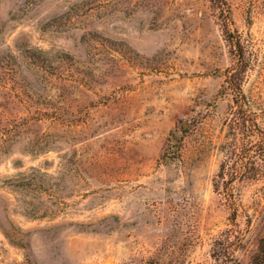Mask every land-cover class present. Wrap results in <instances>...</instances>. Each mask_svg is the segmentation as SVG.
Segmentation results:
<instances>
[{"label":"rangeland","instance_id":"374dc122","mask_svg":"<svg viewBox=\"0 0 264 264\" xmlns=\"http://www.w3.org/2000/svg\"><path fill=\"white\" fill-rule=\"evenodd\" d=\"M226 2L239 49L209 0H0V264H250L264 145L225 75L264 133V0Z\"/></svg>","mask_w":264,"mask_h":264},{"label":"trees","instance_id":"16d2710c","mask_svg":"<svg viewBox=\"0 0 264 264\" xmlns=\"http://www.w3.org/2000/svg\"><path fill=\"white\" fill-rule=\"evenodd\" d=\"M211 3V6L214 10H216L218 19L220 20V25L223 28V32L225 33L226 36L230 37L228 38V41H230V45L233 47L236 46L238 49L240 48V42L238 38H235L233 40V36L230 32V29L228 27V24L230 22L229 18V7L226 2V0H209ZM237 64L234 66V68L229 69L226 71L225 75V84L227 85L228 89L231 90L232 92V101L234 104V111L235 114L237 115V118H235V122L238 125L239 123L245 127V124H249V128H251V135L250 139L253 141L249 143L248 150L247 151H252L251 149H254L256 153L261 152V147L264 145V133L260 131V129L257 127L255 123V119L250 118V112L247 108V102L245 99V96L241 90L240 86V80H241V69L237 68ZM241 70V71H240ZM174 139V140H172ZM178 145V140L176 137H174V134H170V136L166 140V144L164 145V152L162 155V159H165L167 154H170L171 151ZM242 152V150H241ZM173 153V152H172ZM242 158L241 161L244 160L243 155L241 154ZM244 168V167H242ZM246 169V168H245ZM234 173H239L241 171L232 169ZM242 171L241 173H243ZM231 194V189H227ZM258 238V244L256 250L252 253L251 259H250V264H264V231L259 233L257 235Z\"/></svg>","mask_w":264,"mask_h":264},{"label":"water","instance_id":"95a60500","mask_svg":"<svg viewBox=\"0 0 264 264\" xmlns=\"http://www.w3.org/2000/svg\"><path fill=\"white\" fill-rule=\"evenodd\" d=\"M186 126V124H183V127H185Z\"/></svg>","mask_w":264,"mask_h":264}]
</instances>
